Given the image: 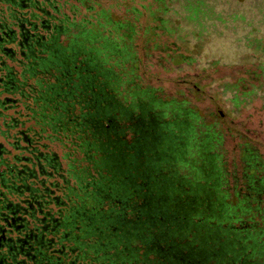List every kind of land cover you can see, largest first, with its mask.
<instances>
[{"label": "trees", "instance_id": "obj_1", "mask_svg": "<svg viewBox=\"0 0 264 264\" xmlns=\"http://www.w3.org/2000/svg\"><path fill=\"white\" fill-rule=\"evenodd\" d=\"M133 86L179 123L150 135ZM249 110L264 0H0V264H264Z\"/></svg>", "mask_w": 264, "mask_h": 264}, {"label": "rangeland", "instance_id": "obj_2", "mask_svg": "<svg viewBox=\"0 0 264 264\" xmlns=\"http://www.w3.org/2000/svg\"><path fill=\"white\" fill-rule=\"evenodd\" d=\"M119 1V0H112V3ZM114 7L112 10L120 13L122 10L118 9L116 5H113ZM217 77L225 75L229 76L230 78L235 77V71L230 70L228 68L222 69L217 68L215 69V72H217ZM173 73L167 76L160 75L159 78L162 80V86L164 90L170 91V89H177L175 86V83H173V79L175 78ZM168 78V80L166 79ZM166 79V80H164ZM128 94L131 96L129 97L132 102V108L134 109V115H135V121L138 124L144 125L147 129H150V135L155 125H157L158 122H162L165 119V125L168 131L171 128H174L176 123H179L178 119H176V113L175 110H173L172 102L166 101L165 98L159 97L156 93L153 92V89L150 86H133L129 88ZM262 115H257L255 112H252L251 110L246 111L245 113L241 114L237 121L241 122L239 123L241 126L242 132H244L246 135H252L254 137L255 133L258 132V140L262 141L261 145V151L264 153V132L263 127H259L257 124L259 123V119ZM170 132V131H169ZM255 138V137H254ZM228 138H225L224 147L226 150H228V147L232 146V142L227 140ZM152 140V139H151ZM151 140L148 138V142H151ZM229 151V150H228ZM228 154V158H229Z\"/></svg>", "mask_w": 264, "mask_h": 264}, {"label": "flooded vegetation", "instance_id": "obj_3", "mask_svg": "<svg viewBox=\"0 0 264 264\" xmlns=\"http://www.w3.org/2000/svg\"><path fill=\"white\" fill-rule=\"evenodd\" d=\"M2 238V237H1ZM4 241V240H3ZM1 251H2V244H1V241H0V257H1ZM1 262V260H0Z\"/></svg>", "mask_w": 264, "mask_h": 264}]
</instances>
